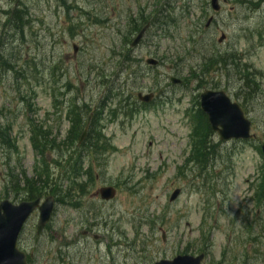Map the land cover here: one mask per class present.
I'll list each match as a JSON object with an SVG mask.
<instances>
[{"label": "rangeland", "instance_id": "374dc122", "mask_svg": "<svg viewBox=\"0 0 264 264\" xmlns=\"http://www.w3.org/2000/svg\"><path fill=\"white\" fill-rule=\"evenodd\" d=\"M16 1L28 11L23 34L10 27ZM64 2L0 0V54L20 73L0 70V131L10 128L15 146L4 144L0 133V201L20 203L14 193L2 194L9 169L22 181V174L33 178L40 167L32 125L50 132V140L65 142L67 109L74 99L101 112L99 128L116 150L93 163L87 158L97 181L80 208L75 202L56 203L38 238L39 213L33 214L19 239L20 249L31 256L29 264H153L201 250L207 254L204 264H264V196L258 201L257 195L264 171L258 148L264 142V3L253 9L248 0H227L215 23L205 28L215 16L210 0ZM163 8L170 10L171 37L152 30L133 50L139 63L130 76L132 70L116 56L130 38L129 20L154 19ZM221 33L226 35L222 44ZM203 47L236 54L256 80L257 94L247 100L238 93L242 83L233 68L229 75L206 76L202 86L190 78L192 68L200 73ZM148 58L161 66L148 65ZM171 76L187 86L171 84ZM206 89L225 91L239 103L257 139L222 142L215 134L217 153L202 168L189 161L188 112L196 111L194 102ZM151 92L158 97L150 107L139 101L140 109L130 107V100L139 104L138 93ZM45 152L50 162L58 157ZM108 185L118 189L117 197L103 202L95 193ZM177 189L180 196L171 202ZM49 195L56 196L47 189L42 199Z\"/></svg>", "mask_w": 264, "mask_h": 264}, {"label": "trees", "instance_id": "16d2710c", "mask_svg": "<svg viewBox=\"0 0 264 264\" xmlns=\"http://www.w3.org/2000/svg\"><path fill=\"white\" fill-rule=\"evenodd\" d=\"M60 1L65 4L64 0ZM261 1L263 0H258V3ZM247 3L253 5L252 0H248ZM26 15L27 13L24 6L15 8L11 13L10 27L23 34L26 24ZM9 16L10 15H8V17ZM168 19H171L170 10L163 8L158 11L154 19L151 17L140 16L129 20L130 38L126 37L124 47L116 56L118 62H122V66L126 65V69L132 70L130 76L133 75L135 63H137V59L132 55L133 49L131 43L133 39H131V37L134 35L136 36L144 26L150 24V29L148 30L147 35H149L152 30H155L156 32L161 33V37L170 38L171 34H169V32L171 31V28ZM196 35L197 34L192 35L191 39H195ZM195 43L196 42H194V44ZM5 57V55L0 54L1 72H6V70L10 68L19 75L20 73L15 70L14 66H8ZM240 61V58L234 53L212 51L203 56L201 63L202 72L200 70L199 76L193 69L190 74L192 78L197 79L200 85H203L207 84L203 79L206 75H209L210 72L217 73L219 71H224L228 75L231 68H233L236 70V74L239 75V80L242 83L241 89L238 93L241 96L245 93V96L243 97L248 100L256 94V83L251 72L240 67ZM239 69H244L243 73L240 72ZM112 90H119V88L113 87ZM121 95H124V92ZM91 111L92 110L87 103L77 104L76 102H71L68 115L71 125L67 132L65 142L63 143H56V139L50 140V132H43L42 126L33 124L31 127L33 136L32 146L40 156L39 162L41 163V166L34 172L33 178H27L25 174H22V181L13 173V169H9L7 174L9 177L8 185H6L2 194L5 197H8L12 192L20 201H34L37 198L46 195L47 189H49L56 195L58 203L63 202L64 204H74L73 202H75V207L79 205L82 197L88 194L95 181L94 175L92 174L93 166L91 163L87 162V158L91 159L93 163L94 161H100L102 156L110 150H116V148L105 138L102 134V130L99 128L101 112L98 110L95 111L92 118L87 138L80 147L77 146V142L85 128L86 118ZM194 120L195 124L193 125L191 134L192 158L189 159V161H192L203 168L214 155V144L212 142L213 132L211 131L206 116L200 109H197ZM6 130L7 131H0L1 135L4 136L3 143L15 147L9 135L10 128ZM63 146L66 147L65 151L62 149ZM47 150L54 151L55 155H58V157L52 161L51 165L49 164V159L45 155V151ZM86 166H88V168H85ZM53 167H56L55 172L52 171ZM84 174L88 176L89 181L81 180V177ZM67 181H70V185L65 187L64 182ZM259 190L260 192H258V196H261L262 198L264 194V174Z\"/></svg>", "mask_w": 264, "mask_h": 264}, {"label": "water", "instance_id": "95a60500", "mask_svg": "<svg viewBox=\"0 0 264 264\" xmlns=\"http://www.w3.org/2000/svg\"><path fill=\"white\" fill-rule=\"evenodd\" d=\"M212 7L215 11L220 10L218 0H212ZM210 19L207 26L211 23ZM149 26L143 28L139 33L133 47L137 46L142 40ZM223 35L219 42L224 40ZM150 65H157L158 62L153 59L147 60ZM173 83H180L179 80L171 78ZM140 100L150 102L153 94L142 96ZM201 107L203 112L208 116L212 129L219 133L221 140L253 138L251 135V122L244 116L238 104L232 103L225 92L206 91L201 95ZM91 116L87 122L85 131L80 138V144L85 139L90 125ZM264 153V144L262 146ZM99 195L103 200L109 201L115 198L116 189L114 187H104L99 190ZM180 191L176 190L171 197L174 201ZM40 199L35 202H22L18 205L9 200L0 202V264H27V255L18 247V239L25 223L29 220L32 213L38 208L40 211L39 221L37 224V234H41L47 223H49L54 210V198L48 197L40 205ZM205 255L194 256H177L171 261L163 260L155 264H201ZM221 264V263H219Z\"/></svg>", "mask_w": 264, "mask_h": 264}, {"label": "bare ground", "instance_id": "6f19581e", "mask_svg": "<svg viewBox=\"0 0 264 264\" xmlns=\"http://www.w3.org/2000/svg\"><path fill=\"white\" fill-rule=\"evenodd\" d=\"M15 70H16V69H15ZM2 72H3V71H2ZM7 72H8V71H7ZM7 72H6V73H7ZM10 72H11V71H10ZM4 75H5V73H4ZM6 76H7V75H6ZM8 76H9V74H8ZM4 77H5V76H4ZM14 77H15V76H14Z\"/></svg>", "mask_w": 264, "mask_h": 264}]
</instances>
